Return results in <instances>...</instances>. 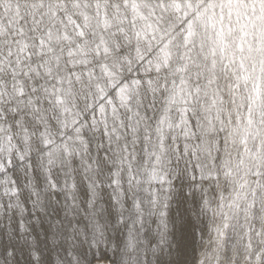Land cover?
Instances as JSON below:
<instances>
[{
	"label": "snow or ice",
	"instance_id": "6c2138e0",
	"mask_svg": "<svg viewBox=\"0 0 264 264\" xmlns=\"http://www.w3.org/2000/svg\"><path fill=\"white\" fill-rule=\"evenodd\" d=\"M0 264H264V0H0Z\"/></svg>",
	"mask_w": 264,
	"mask_h": 264
}]
</instances>
